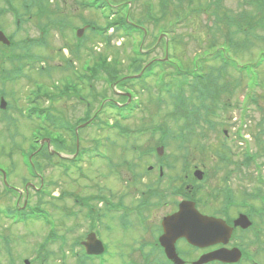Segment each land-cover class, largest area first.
<instances>
[{
    "label": "rangeland",
    "instance_id": "rangeland-1",
    "mask_svg": "<svg viewBox=\"0 0 264 264\" xmlns=\"http://www.w3.org/2000/svg\"><path fill=\"white\" fill-rule=\"evenodd\" d=\"M84 1L88 2L90 0ZM98 1L100 2V0ZM123 1L119 0V4L123 3ZM180 1L135 0L132 6L134 15V19L131 17L133 19L132 22L138 25L137 21H144L142 19L145 17V12L142 9L151 5L152 13L156 15V25L167 26L166 23L168 22L169 26L175 22L177 14L180 12L177 8L180 5ZM81 2L82 0H48V2H42L41 10L43 12H37V0H7V3L0 0V27L5 34L13 37L14 43L17 44L14 47V52L21 57V66L24 67L20 70L18 67L14 68L7 65L6 58L9 54L0 55V71L6 69L4 70V75L0 72V89L4 91L5 100L10 105V109L6 110V113H0V169L6 172V182L9 187L19 190L22 195L18 199V194L11 188H7L5 193L0 177V209L21 208L26 202L33 213L46 215L47 221L50 223L47 224L41 217L37 219L38 222L30 220L26 222H11V220L0 216V235L2 237L4 235L11 242L10 248L14 257V264H20L23 259L31 262V264H76L70 257L67 258V251L69 249L72 250L74 239L82 235L83 231L80 230L81 228L84 229V232L87 229L93 231V228H91L92 226L86 218L85 209L78 206L79 203L70 199L69 201L63 200L61 194L64 192L69 191V193L78 197L80 195H98L99 191L103 194L108 192L107 197L112 195L116 198H122L124 207L127 205H129L127 207L137 206L147 186L150 185L152 189L157 187L156 184L161 186L159 189H166L171 186L169 180L176 179L178 175L177 169L180 164L178 157L181 155H185L189 162H193L200 169L204 168L205 171H210L211 173L213 171L217 172V178L208 177L207 185L203 187V189L207 190L208 188H213L216 182H219V179L223 181L225 172L229 170L237 172L239 170L235 168L234 163H240L244 160L243 154L246 148L257 155L255 162L260 167L263 166L261 175L264 174V82L261 88L253 87L252 85L247 88L244 84L237 83L228 101V107L213 117L206 116L212 123L217 122L220 124V128H217L216 132L210 126L207 127L205 125L203 122L205 115H201L200 120L191 128L200 129L201 132L207 134L208 140L200 141V135H189L188 142L183 146L185 153H181V151L175 152L177 141L169 140V147L166 153L170 151L174 155L173 158L176 161L172 162L173 160L171 159L174 164V170L165 172L160 180H158L157 176L150 177L146 181H141L140 178L136 182L130 181L128 187L124 188V181L131 177V174L126 172L125 161L130 164L136 163V155L130 152L133 146L123 142L120 144L118 142L119 136L103 126L92 129L81 127L78 130L77 141H74L70 136L72 139L70 141L71 149L74 146L87 149L96 142L103 143L106 138L111 136L118 144L115 143L112 146L109 145V147L102 145L101 147L104 149H99V152L104 154L105 159L103 160H106L107 156L112 159L114 163L112 168L105 163L106 161L89 162L87 156H84L79 172L75 169L67 172L58 163L65 165L61 158L70 159L72 156L61 150L56 144V147H50L49 151H53L62 157H53L50 162L43 158L39 160L41 165L40 167L37 166L36 170L41 175L42 180L40 181L38 177H34L33 173L28 172L21 153L30 154L32 141L34 140L32 134L41 125L37 116L28 114L30 105L44 109L46 114L55 117L51 118L53 120L75 124L83 117V113H96L99 107L97 101L102 96H111L110 90L105 88L102 82L103 78H107L103 74L107 72V69L114 68L111 74L117 80L125 79L129 74L139 70L140 67L146 66L147 62L151 61L152 58L163 56V44L161 42L147 59L144 57L142 60H135L136 56L131 46L138 48L142 46L141 49H148L147 45L143 44L147 39L137 36L134 39L113 40L107 46H104V43L100 42L99 38L85 39L86 41L79 47L86 50L79 51L78 54L80 55L77 57L75 51L77 49V39L74 38L75 28L82 27L85 21L94 23L98 27H105L106 21L111 19L109 17L104 18L101 15L100 11L106 6L101 7V10L86 8ZM224 5L228 7L230 14L232 13L233 15L240 13L244 7H248L242 0H226ZM108 11L106 9V14ZM14 12L17 13V18L21 19L19 26L15 23L17 18ZM124 15H126L125 12ZM190 21L191 19L181 29L180 26L176 25L177 38L174 58L177 60L174 61L180 60L182 62H179L186 67L191 66L189 60L194 51H200L204 48L202 45L205 44V32L202 31V26L192 25ZM61 22L65 24H61ZM156 25L151 28L149 24L147 26L141 24V26L149 30L154 29ZM85 33L79 38L84 40ZM111 33H113L112 30H108V34ZM189 33L195 34L194 39L188 36ZM256 34L262 36L263 33L261 29H257ZM30 41L37 42L36 44H39L37 45L39 48L31 47L28 51L25 50L24 46H27ZM149 46H151V43ZM257 50L258 48H252L250 54L241 59L245 62H252L257 57ZM9 53L11 52L9 51ZM26 55L31 56L32 60H29ZM99 55L107 56L106 62L100 59ZM93 75H95L94 78H92ZM130 82L125 87H127L128 92H132L131 97L133 95V98L131 99L133 101L137 100L135 94H139L142 104H140L137 112H133V118L126 122L125 126L130 130L149 129L169 121V116L171 115L170 103L168 101V104L164 103V110L158 112L156 110V104H158L156 98L157 89L151 87L150 89L152 90L146 93L140 89L141 83L144 82L141 86L146 89L147 84L151 85L152 81L150 79H141L137 81L131 80ZM41 84L48 87L54 86V91L47 89V93L53 91L56 97L54 98L48 94H46L48 98L38 97L35 87ZM67 84L79 86L82 90L81 92L71 91L65 87ZM106 89L107 91L105 92ZM63 91L66 95H59ZM122 91L121 89L119 92ZM245 92L251 93L252 96L258 99V102L256 104L248 102L245 99ZM111 97L115 99L113 96ZM88 102L91 105L90 112L87 111V108L84 109V104ZM166 125L172 127L169 122ZM222 131L227 132V138L220 134ZM50 136L62 138L60 134L53 133ZM140 137L141 140L137 144L141 147V150H146L148 145H152L157 140L158 135L151 136L149 133H145ZM241 137L247 141L244 142ZM25 159L27 163V156ZM98 159L101 160V158ZM35 161L38 162L37 160ZM134 166V171L136 172L134 174L141 177L139 172H142L144 168L140 167L138 163ZM255 168L256 166L246 167L244 171L242 169L239 171L246 176L249 174L256 176ZM116 169H118L117 173L119 174H116ZM168 176L171 177L168 178ZM41 182L43 186L41 194L38 195L30 188L27 190L28 194H25L27 183L39 187ZM230 184L236 187V178L230 181ZM68 185L72 187H67ZM222 186L223 182L218 184L214 193L216 191L219 192ZM53 187L56 189H53ZM203 194L206 199L200 198L199 203L206 205L210 200L207 198L208 193L203 192ZM112 203H116V201ZM221 203L220 196L218 206L216 205L218 209L216 210H221ZM65 207L69 210H75L77 217L64 218L63 214L65 212H63V208ZM168 208L164 206V208L153 215L150 213L149 216H152L151 218H148L147 213H144L143 217L146 216L149 222H154L162 214L166 213ZM205 211L209 210L205 209ZM108 223L111 225V232H104V229L101 231L102 240L106 241L110 246L107 257L108 264H119L116 261L112 262L111 252L113 249L126 252V245L133 244V240H135L134 245L137 247L140 245L143 236L146 235L150 239V233L145 232L144 228L139 230L138 233L124 232L114 222L111 223L108 220ZM151 226L153 225L151 224ZM63 227L64 229L68 228L69 231L75 227L78 230L68 234L67 231L65 233ZM52 228H54V234L57 235V240L50 241V244H48L47 249L50 256L48 255L49 257L47 258L45 252L39 251V247L45 243L47 235L49 231H52ZM180 248L185 250L186 246L181 244ZM189 250L191 249L187 248L185 253H183L185 257H188ZM189 254L191 255L192 252H189ZM195 258L193 255L191 259L194 260ZM134 261L141 263L139 257H135ZM10 262H8L7 255L5 256L4 245L0 241V264H10Z\"/></svg>",
    "mask_w": 264,
    "mask_h": 264
},
{
    "label": "trees",
    "instance_id": "trees-1",
    "mask_svg": "<svg viewBox=\"0 0 264 264\" xmlns=\"http://www.w3.org/2000/svg\"><path fill=\"white\" fill-rule=\"evenodd\" d=\"M204 1L206 4L211 1L208 3L211 10L204 11L207 25L199 21V15H192L190 21L192 25L203 26L201 29L205 32L204 48L195 52L198 56L195 57L196 61L194 59L193 68L181 69L167 62L158 65L160 72L155 74L156 81L163 75V83L159 84L161 91L181 116H214L229 105L228 101L237 83L261 88L264 82V0H242L248 7L235 15L223 9L222 0L195 2L201 6ZM116 2L120 3L118 0ZM193 12L204 13L202 7H196L189 14ZM116 18L115 31L126 36L136 32L133 26L126 24L123 17L118 15ZM257 29H261L262 36L256 34ZM194 35L189 33L188 36L194 39ZM254 47L258 48L256 59L252 62L242 60ZM246 99L254 104L258 100L251 93L246 94Z\"/></svg>",
    "mask_w": 264,
    "mask_h": 264
},
{
    "label": "flooded vegetation",
    "instance_id": "flooded-vegetation-1",
    "mask_svg": "<svg viewBox=\"0 0 264 264\" xmlns=\"http://www.w3.org/2000/svg\"><path fill=\"white\" fill-rule=\"evenodd\" d=\"M162 168V167H161ZM160 168V170H161ZM204 171V170H203ZM207 176L206 171L204 177ZM264 184V183H263ZM257 185L254 180L252 184L248 180L238 181V189L228 180L223 185V218L230 227H234V222L242 219L240 225L233 229V236L226 247L227 250L239 249L240 259L235 264H264V185ZM193 189L191 190L192 193ZM198 193V192H197ZM196 193V194H197ZM101 207V206H100ZM222 248L221 245L205 250V253L216 251ZM197 258L203 253L194 250ZM190 260L189 264L193 261ZM185 263H187L185 261ZM221 264V263H209Z\"/></svg>",
    "mask_w": 264,
    "mask_h": 264
},
{
    "label": "water",
    "instance_id": "water-1",
    "mask_svg": "<svg viewBox=\"0 0 264 264\" xmlns=\"http://www.w3.org/2000/svg\"><path fill=\"white\" fill-rule=\"evenodd\" d=\"M0 40L2 39L0 38ZM170 223H177V227H175V231L168 230L167 236L161 239V243L163 242L164 244L165 241L169 243L166 254L175 261L177 258L173 244L178 238H185L191 245L200 246L218 236V232H220V227L222 226V223L218 220L200 216L191 204L183 205L181 215L177 214V219H171ZM169 231L173 234H170ZM94 244L96 242H94L92 237H89L88 243L85 244L87 253H96L93 248Z\"/></svg>",
    "mask_w": 264,
    "mask_h": 264
}]
</instances>
